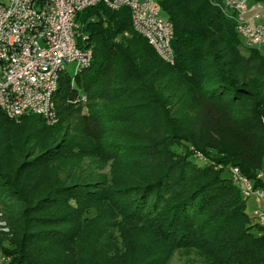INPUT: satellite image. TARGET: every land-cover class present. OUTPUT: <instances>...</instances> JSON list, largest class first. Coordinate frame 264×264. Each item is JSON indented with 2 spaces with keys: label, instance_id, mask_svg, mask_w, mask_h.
Listing matches in <instances>:
<instances>
[{
  "label": "trees",
  "instance_id": "trees-1",
  "mask_svg": "<svg viewBox=\"0 0 264 264\" xmlns=\"http://www.w3.org/2000/svg\"><path fill=\"white\" fill-rule=\"evenodd\" d=\"M159 2L174 25L173 65L133 30L129 8L101 4L79 15L93 62L61 78L57 123L0 110V186L25 206L12 248L0 237L10 256L0 264H168L178 249L264 264V229L230 173L264 187V52L244 44L222 0ZM181 145L189 152L177 154ZM85 158L130 162L135 184L62 177ZM101 208L129 221L124 251L95 216Z\"/></svg>",
  "mask_w": 264,
  "mask_h": 264
},
{
  "label": "built area",
  "instance_id": "built-area-1",
  "mask_svg": "<svg viewBox=\"0 0 264 264\" xmlns=\"http://www.w3.org/2000/svg\"><path fill=\"white\" fill-rule=\"evenodd\" d=\"M101 4L113 11L129 8L133 30L161 60L175 63L174 25L159 0H8L0 3V110L9 118L37 115L49 125L57 123L54 96L61 78L68 76V66L77 75L93 62L79 15ZM222 6L249 47L264 45L262 2L222 0ZM230 173L243 198H255L259 204L253 222L264 229V187H256L239 167ZM258 179L264 180V171Z\"/></svg>",
  "mask_w": 264,
  "mask_h": 264
},
{
  "label": "rangeland",
  "instance_id": "rangeland-1",
  "mask_svg": "<svg viewBox=\"0 0 264 264\" xmlns=\"http://www.w3.org/2000/svg\"><path fill=\"white\" fill-rule=\"evenodd\" d=\"M8 0H0V3H6ZM241 37V36H240ZM242 38V37H241ZM244 44L249 47L245 40L242 38ZM263 50L264 45L260 47H255ZM244 54H247L246 50H243ZM68 76L74 78V67L68 66ZM171 108V107H169ZM66 127L62 128L61 136H65ZM118 132H115L117 134ZM114 136V135H113ZM174 151L177 154H185L188 151V148L181 145L178 147H174ZM196 160L201 165H204L206 158L199 157L195 154ZM202 160V161H201ZM117 162L118 166L114 165V160L109 162L102 163L99 159L95 158H85L83 161H77L72 166L73 169H69L68 167L63 170L62 177L67 178V174L70 172L71 176L68 180H73L70 178H74L75 180H83L89 179L94 181H101L106 179L110 184L114 183L116 186H126L133 185L135 176H138V171L133 168L130 162H124V160L119 159ZM149 160L143 159V167L147 166V162ZM144 172V171H143ZM144 172L143 174H145ZM74 175V176H73ZM61 176V175H60ZM133 196L130 197L132 199ZM118 200V199H117ZM121 201H124V197H120ZM126 202V201H124ZM260 208L259 204L255 200V198H251L247 201V213L249 217L253 220L254 211ZM25 206L21 203L17 198L11 197L10 193L5 191L0 186V237L6 236L7 240L2 242V247L6 249L12 248L10 245L11 238L13 237L11 231V223L12 221L19 218L20 213L23 212ZM102 215L103 225L106 227L108 234L111 236L112 245L115 248H118L119 251L125 250V243L122 238V233L124 232V228L128 227V222L120 215V212L112 208L103 209L95 211V216ZM254 221V220H253ZM10 261V256L1 252L0 249V262L7 263ZM168 264H212L209 260L203 257L197 250L195 249H178L175 250L168 262Z\"/></svg>",
  "mask_w": 264,
  "mask_h": 264
}]
</instances>
